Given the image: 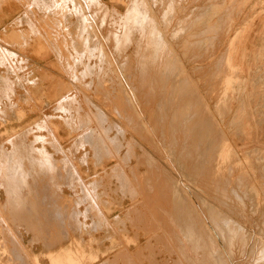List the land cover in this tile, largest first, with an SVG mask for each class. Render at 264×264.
<instances>
[{
  "label": "rangeland",
  "instance_id": "obj_1",
  "mask_svg": "<svg viewBox=\"0 0 264 264\" xmlns=\"http://www.w3.org/2000/svg\"><path fill=\"white\" fill-rule=\"evenodd\" d=\"M86 1L0 0V264H264V0Z\"/></svg>",
  "mask_w": 264,
  "mask_h": 264
},
{
  "label": "bare ground",
  "instance_id": "obj_2",
  "mask_svg": "<svg viewBox=\"0 0 264 264\" xmlns=\"http://www.w3.org/2000/svg\"><path fill=\"white\" fill-rule=\"evenodd\" d=\"M72 1H73V2L76 1V2H75L76 4H77V3H79V5L81 4L80 0H71V2H72ZM83 3H84V4H85V3L88 4L89 2L87 3V1L84 0ZM72 4H73V3H72ZM86 4H85V5H86ZM73 5H74V4H73ZM79 5H78V6H79ZM81 5H82V4H81ZM81 5H80V6H81ZM74 6H75V5H74ZM80 6H79V8L82 7V6H81V7H80ZM141 6H142V5H141ZM75 7H76V6H75ZM142 7H143V6H142ZM76 8H77V7H76ZM76 8H75V9H76ZM82 8H83V7H82ZM83 10H84V11H83ZM83 10H82L83 18H84V21L86 22L85 27H86V30H87V31H90V30H92V29L94 28V25L97 24V23H96V19H95V17H94V13H93V11H91V9L89 8V6H84V9H83ZM54 25H55V24H54ZM10 31H11V30H10ZM103 32H104V31H103ZM93 33H94V32H93ZM148 39H149V38H148ZM2 47H3V46H2ZM103 50H104V49H103ZM103 50H102V51H103ZM42 51H43V50H42ZM5 54H6V53H5ZM103 55H104V54H103ZM10 56H11V55H10ZM129 91H130V90H129ZM129 91H128V92H129ZM123 92H124V91H123ZM157 92H158V90H157ZM128 94H129V93H128ZM140 96H141V95H140ZM140 96H139V97H140ZM156 96H157V95H156ZM70 98H71V97H70ZM132 98H133V97H132ZM127 99H128V98H127ZM137 99H138V98H137ZM156 99H157V98H156ZM61 100H62V99H61ZM66 100H67V99H66ZM131 101H132V100H131ZM129 104H130V103H129ZM136 108H137V107H136ZM133 110H134V109H133ZM141 110H142V109H141ZM141 112H142V111H141ZM135 113H136V112H135ZM141 115H142V114H141ZM150 119H151V118H150ZM172 122H173V121H172ZM46 125H47V124H46ZM139 125H140V124H139ZM174 125H175V124H174ZM36 126H37V125H36ZM159 126H160V125H159ZM31 127H32V126H31ZM34 127H35V126H34ZM139 127H140V126H139ZM39 128H40V127H39ZM140 128H141V127H140ZM178 128H179V127H178ZM28 129H29V128H28ZM37 129H38V128H37ZM32 130H33V129H32ZM41 130H42V129H41ZM145 130H146V129H145ZM145 130H144V132H145ZM50 131H51V129H50ZM24 132H25V131H24ZM156 132H157V131H156ZM31 133H32V132H31ZM33 133H34V131H33ZM91 133H92V132H91ZM46 135H47V134H46ZM86 136H87V135H86ZM34 139H35V138H34ZM86 139L88 140L87 142H90V141L92 140V138H91L90 135H88V136L86 137ZM9 140H10V139H9ZM42 140H43V139H42ZM4 143H6V142H4ZM7 143H8V141H7ZM90 144H91V143H90ZM90 146H91V145H90ZM178 146H179V145H178ZM59 148H60V147H59ZM1 149H2V148H1ZM94 149H95V148H94ZM180 149H181V148H180ZM43 154H44V153H43ZM97 154H98V153H97ZM64 160H65V158H64ZM59 163H60V162H59ZM51 169H52V168H51ZM73 170H74V169H73ZM71 173H72V172H71ZM71 175H72V174H71ZM78 177H79V176H78ZM106 177H107V176H106ZM58 178H59V176H58ZM60 178H61V177H60ZM60 180H63V179H60ZM67 180H68V179H67ZM79 180H80V179H79ZM51 181H52V180H51ZM51 181H50V182H51ZM69 181H70V180H69ZM86 181H87V180H86ZM92 181H94V180H92ZM52 182H53V181H52ZM61 182H62V181H61ZM53 183H54V182H53ZM65 183H66V180L64 181V184H65ZM51 184H52V183H51ZM54 184H55V183H54ZM82 184H84V183H82ZM92 184H93V183H92ZM66 185H67V184H66ZM51 187H52V186H51ZM53 188H56V187H53ZM88 189H89V188H88ZM88 189H87V190H88ZM238 191H239V190H238ZM51 192H52V191H51ZM89 195H90V194H89ZM11 196H12V195H11ZM239 196H240V195H239ZM85 197H86V196H85ZM90 198H91V197H90ZM90 198H89V199H90ZM92 198H93V197H92ZM92 198H91V199H92ZM99 198H100V196H99ZM84 199H85V198H84ZM98 200H99V199H98ZM92 201H93V200H92ZM94 201H95V200H94ZM101 203H102V202H101ZM93 204H94V203H93ZM96 205H97V204H96ZM92 206H93V205H92ZM241 209H243V208L241 207ZM245 211H246V210H245ZM100 214H101V213H100ZM101 215H102V214H101ZM103 217H104V216H103ZM203 218H204V217H203ZM203 218H202V221L204 220ZM182 219H183V218H182ZM97 220H98V219H97ZM103 220H104V219H103ZM181 221H182V220H181ZM188 221H189V220H188ZM247 221H248V220H247ZM262 222H263V221H262ZM90 223H91V222H90ZM246 223H247V222H246ZM260 223H261V221H260ZM107 224H108V223H107ZM187 225H188V224H187ZM249 225H250V224H249ZM85 226H86V225H85ZM180 226H181V225H180ZM183 226H184V225H183ZM260 226H261V225H260ZM185 227H186V226H185ZM185 227H184V228H185ZM187 227H190V226H187ZM214 227H215V226H214ZM211 228H212V227H211ZM220 228H222V227H219V226H218V227L216 228L217 230L219 229V230H218V231H219L218 235L221 234V232H220L221 229H220ZM257 228H258V226H257ZM182 229H183V228H182ZM186 229H187V228H186ZM251 229H252V228H251ZM259 229H260V228H259ZM189 231H190V230H189ZM215 231H216V230H215ZM260 231H261V230H260ZM185 232H186V231H185ZM187 232H188V231H187ZM207 232H208V231H207ZM190 233H191V232H190ZM253 233H254V232H253ZM261 233H262V232H261ZM253 235H254V234H253ZM262 235H263V234H262ZM245 236H246V235H245ZM216 237H217V236H216ZM239 237H240V236H239ZM239 237H238V238H239ZM224 238H225V237H224ZM238 238H236V237L233 236V237H232V240H233V241H231V242H235V239H236V241H237V240H238V241H242V240H243V239H242V240H239ZM245 238H247V236H246ZM240 239H241V238H240ZM261 239H262V238H261ZM245 240H246V239H245ZM245 240H244V241H245ZM251 240H252V235H251V238L248 237L247 244H246L245 242H244V244H245V245H249V243H250ZM255 240H256V239H255ZM258 240H259V239H258ZM258 240H257V241H258ZM229 241H230V240H229ZM260 241H261V240H260ZM195 242H196V241H195ZM253 242H254V240H253ZM240 243H241V242H240ZM258 243H259V241H258ZM258 246H259V245H258ZM262 247H263V249H264V242H263V244H262ZM262 247H261V248H262ZM200 248H201V247H200ZM263 249H262V250L260 249V251L262 252ZM257 250H258V249H257ZM253 251H254V249H253ZM260 251H259V252H260ZM254 252H255V251H254ZM207 253H208V252H207ZM251 253H252V251H251ZM251 253H250V254H251ZM259 254H260V253H259ZM259 254H258V255H259ZM263 254H264V253H263ZM207 256H208V255H207ZM246 257H247V256H246ZM249 257H250V256H249ZM262 258H263V255H260V257H256V260H257V261H260ZM230 260H231V259H230ZM226 261H227V260H226ZM230 262H231V261H230Z\"/></svg>",
  "mask_w": 264,
  "mask_h": 264
},
{
  "label": "crops",
  "instance_id": "obj_3",
  "mask_svg": "<svg viewBox=\"0 0 264 264\" xmlns=\"http://www.w3.org/2000/svg\"><path fill=\"white\" fill-rule=\"evenodd\" d=\"M27 187V186H26ZM48 195H51L50 193H48ZM35 254H37V253H35Z\"/></svg>",
  "mask_w": 264,
  "mask_h": 264
}]
</instances>
